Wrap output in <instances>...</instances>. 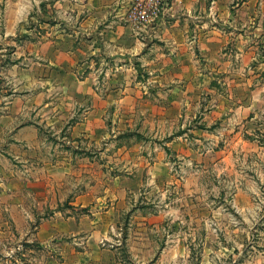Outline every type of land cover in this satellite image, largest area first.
I'll return each instance as SVG.
<instances>
[{
	"label": "crops",
	"instance_id": "0c3cea01",
	"mask_svg": "<svg viewBox=\"0 0 264 264\" xmlns=\"http://www.w3.org/2000/svg\"><path fill=\"white\" fill-rule=\"evenodd\" d=\"M36 1H8L10 21L18 26L25 22ZM134 5V0H56L58 31L45 32L29 51L22 47L21 53L16 52L38 59L33 68L28 64L23 71H33L39 84L47 67L58 70V115L53 117L58 119V133L70 124L68 133L82 139L72 143L71 154L58 156V176L78 169L74 163L78 158L97 165V156L89 155L93 150L103 159L98 163L101 174L74 194L66 212L55 210L32 226L33 207L18 206L30 221L23 226L16 223L15 228L27 230L26 242L36 246L24 264L188 262L190 242L170 232L161 250L144 255V249L153 246L147 238L151 231L174 218L172 203L201 191L203 164L192 157L188 135L206 140L211 134L204 130L206 120L231 129L226 123L239 124L251 117L255 103L264 96V85H259L264 80V0L173 2L167 14L145 31L131 17ZM101 71L120 76L100 80L96 73ZM126 72L136 73V82H129ZM36 98L40 100L41 94ZM36 98L24 97L22 102L33 103ZM144 102L149 103L145 111ZM27 108L22 115H30ZM18 115L20 111L2 116L1 128L8 129ZM37 115L46 117L42 111ZM147 117L160 123L180 118L185 123L154 126L152 134L164 133L172 139L150 153L137 142L111 141V135L139 134V121ZM70 119L76 121L68 123ZM36 124L20 132H36ZM85 138L91 140L89 144L83 142ZM41 178L26 179L40 182ZM4 195L0 193V199ZM15 198L41 206L35 191L17 193ZM163 201L169 202L162 206ZM13 209L6 207L8 212Z\"/></svg>",
	"mask_w": 264,
	"mask_h": 264
},
{
	"label": "rangeland",
	"instance_id": "374dc122",
	"mask_svg": "<svg viewBox=\"0 0 264 264\" xmlns=\"http://www.w3.org/2000/svg\"><path fill=\"white\" fill-rule=\"evenodd\" d=\"M8 1L0 0V118L14 114V111H20V115L13 119L8 129L0 125V193L6 194L0 199V261L24 264L34 255L36 249L33 247L36 246L26 242L27 230L15 228L16 223L23 226L24 222L30 221L18 206L27 207V210L33 207L30 209L33 211L30 216L32 226L53 216L55 210L66 212L74 194L85 189L87 181L90 183L101 174L102 167L98 163L103 159L97 150H93L92 155L88 154L97 156V165L86 164L78 158L74 161L78 163L75 166L78 169L73 168V172L65 177L58 176V156L71 154L72 143L82 142V139H73L68 133L70 124L58 133V119L53 118L58 115V70L47 67L44 80L39 84L33 71L29 74L23 71L28 64L33 68L38 59L33 55H20L22 47L29 51L45 32L58 31L56 0H37L27 20L19 26L10 21ZM131 17L143 31L163 18L141 21L133 13ZM18 50L19 54L16 53ZM126 74L129 82H136V73ZM119 76L111 71L96 73L100 80ZM259 83L263 86L264 80ZM38 94H41L40 100L36 98ZM30 96L36 98L33 103L23 104V98ZM148 104H142L144 111ZM27 106L30 115H22L23 107ZM39 111L46 113V117L36 116ZM253 112L239 124L228 121L226 124L231 125V129L220 126L219 122L204 121V130L211 132L205 136L206 140L193 133L188 135L192 157L203 164L200 168L201 191L172 203L174 218L150 232L147 238L153 241V246L144 249L146 257L162 249L160 245L170 232L174 238L190 242L188 262L180 264H264V96L255 103ZM74 121L76 119H70L68 123ZM198 121L202 123V117ZM33 123H38L36 132H20ZM139 123V134L111 135V141L117 145L137 142L145 145L146 152L150 153L156 145L164 147L165 142L172 139L168 134H152L154 126L172 128L173 125L182 126L185 120L179 118L160 123L147 117ZM90 141L83 140L86 144ZM166 151L171 155V150ZM26 175L43 178L40 182H30ZM27 191L39 193L41 206L33 200H15L17 193ZM168 202L163 201L161 205ZM8 206L14 208L13 212L6 211Z\"/></svg>",
	"mask_w": 264,
	"mask_h": 264
},
{
	"label": "built area",
	"instance_id": "2783aa9c",
	"mask_svg": "<svg viewBox=\"0 0 264 264\" xmlns=\"http://www.w3.org/2000/svg\"><path fill=\"white\" fill-rule=\"evenodd\" d=\"M133 15L137 20H154L159 16H165L173 2L182 0H134Z\"/></svg>",
	"mask_w": 264,
	"mask_h": 264
}]
</instances>
